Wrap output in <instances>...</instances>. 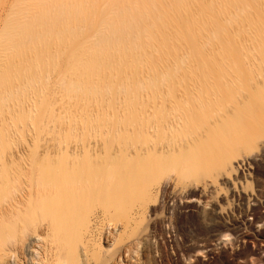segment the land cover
I'll list each match as a JSON object with an SVG mask.
<instances>
[{"label": "bare ground", "instance_id": "bare-ground-1", "mask_svg": "<svg viewBox=\"0 0 264 264\" xmlns=\"http://www.w3.org/2000/svg\"><path fill=\"white\" fill-rule=\"evenodd\" d=\"M42 2L35 4L32 14L25 8L21 10L8 27V36L2 37L6 26L0 25V42L6 46L0 52V104L4 110H10L11 102L30 91L32 70L41 74L38 70L47 67L50 56L53 58L55 54L56 58L59 52V57L63 56L67 49L76 46L74 37L80 35L79 30V34L71 36L74 39L71 46L69 29L95 22L100 23L97 40L89 46L83 43L78 51L71 50V54L81 56L75 68L77 71L78 66L79 78H69L71 81L63 86L64 94L70 101L81 95L74 99L88 100V106V102L95 105L102 100L100 93L104 86L110 89V75L114 79L120 78L115 76L116 72L117 76H130V81L125 76L130 85L123 77L120 78L123 86L116 80L124 89L120 98L123 103L120 101L119 105L114 97L117 102L105 104L110 106L105 108L109 111L107 118L96 117L105 122L109 117L112 119L108 121V163L98 159L104 154L103 142L97 139L94 142L91 135L83 134V124L91 126L90 132L96 130L95 110L90 113L92 110L87 108L89 123L84 121L87 113L81 117L83 113L82 123L77 124L80 127H75L72 135L47 140L41 152H31L28 168L19 166L21 170L15 168L12 174L0 167V189L1 181L7 179L3 181L8 187L5 191H9L4 197L0 195V264H11V259L13 264H90L101 257L93 253L92 220L86 219L81 208L85 200L106 195L116 201L127 197L133 191L131 188L156 198V188L149 182L151 175L170 163H180L183 169L191 167V152L197 145H205L220 131H234L242 126L252 107L264 108V0H108L109 17L105 19L106 11H100L101 0ZM50 4L56 8L55 16L51 12L54 8H48ZM88 4L93 7L91 23L87 18ZM13 10L14 4H10L4 11L5 16L0 17V24L16 13ZM30 55L39 62L34 67L37 70H30V65L22 66L24 61L30 63ZM183 56L191 59L185 65V71H189L183 73L178 68L179 74L170 73L168 68L172 64H167L168 59L178 60L177 57L183 59ZM42 59L45 64L40 63ZM166 59L164 64L168 68L164 69L165 65L159 62ZM124 60L127 66L121 63ZM157 61L160 66L156 68ZM108 64L114 73L106 77L104 71ZM135 74L141 77L138 81L132 77ZM142 76L148 79L143 80ZM105 77L109 78L105 80ZM22 78L28 79L27 84L17 86V80ZM116 84L112 86L117 87ZM128 86L137 88L135 94H129L131 87ZM22 114L16 113L14 122L29 121V115L27 119L24 111ZM19 159L14 158L13 162ZM233 163L232 160L221 163L219 175L214 179L216 184L220 176L234 171ZM176 180L179 182L170 179L174 183ZM247 201L254 203L249 210L255 216L250 225L255 230L252 235L264 243V203L251 196H247ZM131 219L124 227L127 231L118 239L122 243L121 255L134 254L138 246V241L133 239L135 230L130 225H137L141 218L132 219L134 223ZM252 235L241 230L244 239ZM223 236L226 243L229 235ZM257 253L264 255V250L259 248Z\"/></svg>", "mask_w": 264, "mask_h": 264}, {"label": "rangeland", "instance_id": "rangeland-1", "mask_svg": "<svg viewBox=\"0 0 264 264\" xmlns=\"http://www.w3.org/2000/svg\"><path fill=\"white\" fill-rule=\"evenodd\" d=\"M38 1L40 0H18V2L17 0H0V17L1 15L5 16L4 11L10 4H14L15 11L13 10V13L16 12L14 15L8 16V18H11L8 20L6 19V25V20L0 24L2 28L6 26L5 30L3 29L4 32L2 37L8 36L7 29L11 27L19 17L20 11L25 8L32 14L36 8L35 4ZM42 1V3H44V0ZM107 2L108 0H101L100 11H106L107 13L105 14L106 16L103 15L105 16L103 17L104 19L107 16L109 17ZM52 4H50L48 8L53 9L54 6ZM34 6L35 8H33ZM88 8L89 13L87 14V18L89 20L92 18L91 12H93V7L88 4ZM54 10L56 12V8L51 10V12L53 11L52 16L55 14ZM5 18L6 17H4V19ZM101 20L103 19L101 18ZM90 21L91 20H89V23L92 22ZM98 23L95 22L88 24L89 26H80L82 29H80V27H76L78 29L75 30L69 29L68 34H70V38L80 33L76 38L74 37V43H77L75 44L77 47H70L72 52L78 51L80 49H78V46L80 47L83 43H87L89 46V44L92 45L91 43L97 40L96 36L99 35L98 33L100 31V23ZM54 32L56 33L57 31L55 30ZM74 33L76 34L74 35ZM73 37L71 41H69L70 44L72 43L71 46L74 45L72 42L74 40ZM33 42H36V40ZM3 44L4 42H0V50L2 48L4 51L5 44ZM87 44H84V46ZM2 50L0 52H2ZM71 50L67 49L68 55H71L70 57L67 55L66 51L64 55L60 57V52L56 58H54L55 54L53 58L50 56L49 59L46 60V62H50L47 67L44 66L38 70L41 74H36L33 70L32 72L30 71V91L28 90L30 93L27 91L25 96H20L21 98L19 97V99L17 97L19 100H16L17 102L10 100L9 102L13 101L10 103L11 107L8 108L10 110H4L5 108L3 109L2 104H0L2 106H0V132L4 131V135L0 133V167H5L4 170H10V172L13 171V173H15V168L17 170H21L23 167L28 168L31 152H36V150L41 152L42 146L47 140L53 138L58 139L59 137L61 138V136L64 138H67L68 135L70 136L71 133L75 132L73 131L75 127H80L83 120L82 118L86 113L87 116H85L86 119L84 121L86 123L88 122L87 118L90 116V110L87 108L92 110L90 113H93L95 110L93 113L94 118L99 116L105 120L107 118V113H109L107 109H110V106H106L105 104L111 105L116 101V98L117 101L119 100V102H116L121 105L120 103L123 101H121L122 91H124V89L118 85L123 84L120 83V78L123 76H117L116 72L115 76L120 78L114 79L112 76L114 68L111 67L109 69L110 64H108L109 66L107 67L109 70L105 69L104 72L106 73L105 76L107 74V76H109V73H111L112 75L108 78L114 81H110L112 82L110 83L108 80V84H116V80H119V83H117L118 85L116 84L117 87L110 85V89H106L104 86L105 89L103 88L100 93V97H102V100L99 101L100 103L97 102L95 105H91L92 103L88 102L87 106L86 101L88 100L83 101V99L80 98L79 101L78 99H74L77 97L75 93L74 96L76 97H74L72 101L68 99L69 97L64 94L65 89L63 86L65 87L66 82H70V79L74 76L77 77L74 79L78 80V66L77 71L75 68L79 63L78 61H81L79 58L81 56L78 57L76 54H71ZM32 58L33 56L30 57L29 61ZM177 58L178 60L175 57L169 58L168 62L167 59L163 62H154V66L156 65L157 68V66H160L158 62L163 64L167 62L169 65L172 64L170 65L171 68H168V66L166 67L167 64H164V69H170V73L179 74L182 71L183 73L188 72L189 70L185 71V69L186 66L190 64L191 59L185 56H183V59L182 57H180L181 59L179 57ZM152 59L153 58H151V61ZM32 60L30 63L24 61V64H22V66H24L23 68H25L26 65L27 67L30 65V70L32 68L35 69L39 62L34 59ZM126 60L121 61L124 66H127L124 64ZM44 61L45 60L42 59L40 63L45 64L46 62ZM127 62L128 60L125 63ZM115 63H118V61ZM130 63L131 61L129 60V64ZM176 65H179V67ZM111 66H113V64H111ZM158 68L163 70L162 67ZM178 68L180 72L177 70ZM162 70L157 71L156 69V72L161 73ZM165 72H169V70ZM120 74L122 75V73ZM125 76L126 75L121 79L127 82L128 78L130 81V76H126L127 78H125ZM106 77L105 80L108 79ZM132 77L135 78V81L139 78L138 75H133ZM144 78L142 76L143 80ZM132 79L131 81L133 82L134 80ZM145 79L147 80L148 77ZM21 81H23V78ZM21 81L18 82L17 80L19 85H17V83L16 85L24 86V82L28 81V79L23 82ZM25 84L27 83L25 82ZM132 85L131 83V86ZM134 86L136 85L134 84ZM135 88H129V94H135ZM75 92L79 94L77 93L78 91ZM102 92H104V94ZM80 96L78 95V97ZM83 96L85 98V95ZM82 101L86 105L84 103L80 104ZM92 106L97 107L93 109ZM100 106H102L101 111L98 109ZM23 111L27 119L30 117V122L26 121L19 124L16 123L17 121L14 122V117L17 115L20 116V114L23 115ZM72 118L74 120L77 118L75 120L76 124L73 123L74 120ZM98 119L99 118H96L97 122L94 124V128H96L94 132L92 130L91 132L89 131L91 128L90 125L83 124V134L87 137L91 135V137H93L92 141L94 142L96 139L103 142L104 154L98 159L108 163L110 159L108 121L111 118L109 117L106 122L98 121ZM77 120H79L80 123H78ZM5 131L8 133L6 134ZM3 138L4 140H2ZM263 139L264 108L255 106L247 111V119L242 126L235 128L234 131H220L205 145H197L191 152V159L189 161L191 167L188 166L183 169L182 164L181 166L179 165L180 163H170L151 175L149 182L154 189L156 188V192L158 193L156 198L152 199V197L131 188L133 191H131L127 197L116 201L106 195H94V198L91 197L92 199L88 198L85 200L81 208L86 219L92 220V240L95 245L93 253L101 257V259H99L101 261L93 259L90 264H103L102 262H108V264H264V255L257 253L259 248L262 251L264 250V243L258 241L255 236L252 235L255 234V230L250 226L251 223L255 221V216L249 214V210L254 203L252 201H247V196H251L256 201L264 203V144H261ZM14 158H20L19 160L22 161V164L20 161H16L20 165L13 162ZM225 160H229V162L232 160V162H234V171L229 175L220 176L216 184L214 179L218 177L220 165ZM19 166L21 169L17 168ZM170 179H178L179 182L176 180L174 183V181H170ZM3 180L5 182L7 181V179ZM3 180L1 181L2 190L0 189V195H3L2 197L9 193V191H5L8 190V187ZM169 182L172 183L170 184ZM143 211L144 215L141 216L140 212L142 213ZM130 218L133 220L141 218L137 225L132 227L130 225L131 230H135L136 235L133 239L138 241V246L134 250V254L127 255L122 253L121 255L120 247L122 243H119L118 239L123 234V231H127L124 227L129 224L128 221ZM132 219L131 222L134 223ZM232 219H236L235 227L239 237H237V232L230 230L231 225L229 224V220L232 221ZM259 229L261 230L262 227H259ZM241 230L251 234L252 237L250 239L242 238ZM224 234L229 235L226 243H223L225 239L223 236ZM233 236L235 240L232 239ZM216 240L223 243L225 245L224 248L217 249V247H213L211 243ZM206 247H210L211 250L207 252ZM13 262L14 260L12 261L11 259V264H13Z\"/></svg>", "mask_w": 264, "mask_h": 264}, {"label": "built area", "instance_id": "built-area-1", "mask_svg": "<svg viewBox=\"0 0 264 264\" xmlns=\"http://www.w3.org/2000/svg\"><path fill=\"white\" fill-rule=\"evenodd\" d=\"M235 220L236 219H232V221L231 220H229V224L231 225V229L230 230H233L234 232H237V237H239L238 236V231H237V229H236V227H235ZM232 239L233 240H235V237L233 236L232 237ZM210 244V243H209ZM212 244V246L213 247H217V249H222V248H224V244L223 243H220L219 241H214L213 243H211ZM209 246V245H208ZM207 249H206V251L207 252H209L210 250H211V248L210 247H206ZM233 253H235V252H233Z\"/></svg>", "mask_w": 264, "mask_h": 264}]
</instances>
